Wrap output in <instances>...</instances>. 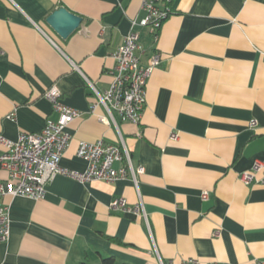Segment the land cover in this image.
<instances>
[{
	"label": "crops",
	"instance_id": "obj_1",
	"mask_svg": "<svg viewBox=\"0 0 264 264\" xmlns=\"http://www.w3.org/2000/svg\"><path fill=\"white\" fill-rule=\"evenodd\" d=\"M173 5L157 39L135 27L142 64L161 55L136 125L101 104L92 112L87 78L109 87L113 55L145 15L141 0H0V135L17 140L57 120L44 96L55 85L80 112L63 167L85 170L81 141L121 136L145 167L140 194L129 178L82 183L58 174L40 200L4 196L11 235L0 240V264H264V0ZM60 6L82 17L67 38L46 21ZM256 162L263 167L247 184L241 173ZM118 197L130 208L141 198L146 216L111 210Z\"/></svg>",
	"mask_w": 264,
	"mask_h": 264
},
{
	"label": "built area",
	"instance_id": "obj_2",
	"mask_svg": "<svg viewBox=\"0 0 264 264\" xmlns=\"http://www.w3.org/2000/svg\"><path fill=\"white\" fill-rule=\"evenodd\" d=\"M141 1L145 15L140 20L131 21L130 31L114 53L116 62L109 87L99 91L87 78V83L95 96L91 103L92 112L101 104L113 120L117 114L136 125L141 123L145 109L147 81L154 69L160 65L161 55L155 52L147 65L142 64L138 53L141 50L140 33L135 27H149L157 39L159 29L175 13L174 0ZM44 96L51 101L58 113L57 120L47 119L40 131L22 132L17 140L0 135V170L5 169L8 172L6 180L0 178L1 241H7L11 235L10 205L3 203L2 198L10 195L40 200L45 197L49 182L58 174L82 183L93 180L111 183L129 178L140 194L138 175L145 172V167L142 164H135L122 136L118 143L108 142L103 138L94 142L81 141L77 155L87 162V167L83 171L61 165L62 155L71 139L69 125L80 112L62 102L61 91L55 85L48 88ZM13 116L14 113L9 117ZM97 117L102 122H110L107 115L98 114ZM255 124L256 121L251 122L252 126ZM262 167L263 163L256 162L252 170L241 173V179L247 184L250 183L255 172ZM208 197V191H204L202 198ZM110 209L122 212L132 210L146 216L141 198L132 208L128 206L125 197L115 198L110 203ZM189 262L195 260L190 259Z\"/></svg>",
	"mask_w": 264,
	"mask_h": 264
},
{
	"label": "water",
	"instance_id": "obj_3",
	"mask_svg": "<svg viewBox=\"0 0 264 264\" xmlns=\"http://www.w3.org/2000/svg\"><path fill=\"white\" fill-rule=\"evenodd\" d=\"M46 21L61 37L67 38L80 27L82 17L60 6L46 18Z\"/></svg>",
	"mask_w": 264,
	"mask_h": 264
},
{
	"label": "trees",
	"instance_id": "obj_4",
	"mask_svg": "<svg viewBox=\"0 0 264 264\" xmlns=\"http://www.w3.org/2000/svg\"><path fill=\"white\" fill-rule=\"evenodd\" d=\"M113 240H115V241H117L118 243H122V241H120V240H118V239H116V238H112ZM112 261H113V259H111V258H106V259H104V262L106 263V264H111L112 263Z\"/></svg>",
	"mask_w": 264,
	"mask_h": 264
}]
</instances>
